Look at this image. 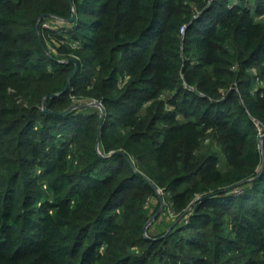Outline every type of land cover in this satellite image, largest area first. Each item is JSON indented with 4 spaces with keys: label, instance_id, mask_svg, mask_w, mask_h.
Returning a JSON list of instances; mask_svg holds the SVG:
<instances>
[{
    "label": "trees",
    "instance_id": "trees-1",
    "mask_svg": "<svg viewBox=\"0 0 264 264\" xmlns=\"http://www.w3.org/2000/svg\"><path fill=\"white\" fill-rule=\"evenodd\" d=\"M263 134L264 0H0V264H264Z\"/></svg>",
    "mask_w": 264,
    "mask_h": 264
},
{
    "label": "water",
    "instance_id": "water-1",
    "mask_svg": "<svg viewBox=\"0 0 264 264\" xmlns=\"http://www.w3.org/2000/svg\"><path fill=\"white\" fill-rule=\"evenodd\" d=\"M41 17H39L40 19ZM75 19V14L73 13L71 18L68 20V22H73ZM36 30H37V35H38V25L36 27ZM38 40L40 42V45L42 46V43H41V39L40 37L38 36ZM43 47V46H42ZM77 71V64H75V67L73 69V72L71 73L62 93H64L66 90H67V87H68V82L70 80V78H72V76L75 74V72ZM58 96V94H51V95H47L43 98V101H42V108L43 110H45V102L48 98L52 99L54 97ZM86 107H97L99 110H100V122H99V127H98V141H97V144H96V147H98V143H99V137H100V129H101V126H102V123H103V119H104V108L102 107V105L100 103H96V102H90V103H81V104H73L71 105L69 108H67L63 114L65 113H68L69 111L71 110H75V109H81V108H86ZM62 114V113H61ZM263 139H264V134L260 136L259 138V142H260V147H261V150H262V154H263V158H264V152H263ZM118 153H121V152H118ZM113 154V153H112ZM264 163V161H263ZM263 168H264V165H262L261 167V172L263 171ZM157 195L159 196V199L161 201V205H160V208L156 211V213H154V215L149 219V221L146 223L143 231L144 233L146 234V231H147V228L151 225V223L155 220V218L159 215V213L161 212L162 208H163V203H162V199H161V194H160V191L157 189V187L153 186ZM200 200H202L201 197L197 198L187 209V211H189L197 202H199Z\"/></svg>",
    "mask_w": 264,
    "mask_h": 264
},
{
    "label": "rangeland",
    "instance_id": "rangeland-1",
    "mask_svg": "<svg viewBox=\"0 0 264 264\" xmlns=\"http://www.w3.org/2000/svg\"><path fill=\"white\" fill-rule=\"evenodd\" d=\"M48 45H49V43H48ZM50 47H51V45H50ZM52 49V48H51ZM52 51H53V49H52ZM74 104H80V103H77V102H75ZM217 152H218V150H217ZM217 155H218V157L221 159V153H220V151L217 153Z\"/></svg>",
    "mask_w": 264,
    "mask_h": 264
}]
</instances>
